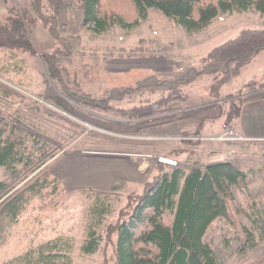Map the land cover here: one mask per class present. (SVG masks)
I'll return each mask as SVG.
<instances>
[{
	"label": "rangeland",
	"instance_id": "rangeland-1",
	"mask_svg": "<svg viewBox=\"0 0 264 264\" xmlns=\"http://www.w3.org/2000/svg\"><path fill=\"white\" fill-rule=\"evenodd\" d=\"M28 3L29 0H0V15L8 14V8L12 9L14 4L23 8ZM124 5L121 12L129 14L128 6ZM243 28L264 29V16L253 9L233 12L215 18L200 31L186 33L161 12L151 9L147 19L130 30L113 26L97 35L82 29L72 60L65 65L61 78L72 91L98 96L106 88L133 86L148 75L166 77L159 71L162 65H171L173 71L185 64L198 66L211 48L236 36ZM25 30L32 53L0 49V82L18 92L15 95L0 88V120L11 123L30 150L34 153L42 148L52 151L54 160L79 151L103 154L80 163L82 170L78 175L84 181L97 177L88 172L92 171L89 169L91 165L99 172L108 169L106 175L111 180L116 178L122 160L116 156L125 152L140 153L136 158L139 170L148 179L158 170V163L169 165L162 161H173L185 170L203 168L215 160L229 162L244 173L243 180L232 186L231 191L236 204L247 209L248 215L258 221V226L252 227L248 215L241 216L243 224L252 230L254 246L250 247L249 242L242 245L240 240H236L224 219L213 222L204 241L222 264H252L257 257L264 255V143L232 144L213 139L223 131L224 115L240 105L247 85L252 82L264 84V51L244 66L230 84L222 86L218 98L210 93V77L200 78L184 88L187 100L182 106L188 112V118L167 124H139L141 120H128L114 110L152 103L159 94L145 93L114 101L111 103L114 109L107 111L76 104L65 97L60 86L51 81L45 71L39 55L51 52L53 48L45 29L37 21L34 27H26ZM45 81L55 87L61 102L53 99L43 101ZM204 116L207 119L199 135L203 140L194 146L196 148L186 147L183 141L171 140L194 132L197 120ZM180 150L185 151L181 153L184 157L177 163L170 156H175ZM59 164L56 165L58 169H64L62 163ZM68 168L66 166L65 170ZM15 176V172L0 167V181L10 182ZM118 182L109 186H116L111 192L90 188L77 191L63 189L50 217H47L49 208L46 211L40 209L49 202L47 191L33 192L27 212L20 220L13 224L0 222V264L59 236L73 239V264H113L111 243L102 240L92 255L81 254L79 248L86 237V225L91 221L89 209L92 206L100 202L108 208L102 225L97 229L103 234L105 227L116 220L127 196L138 193L142 188L138 181ZM114 239L115 236L112 237Z\"/></svg>",
	"mask_w": 264,
	"mask_h": 264
},
{
	"label": "trees",
	"instance_id": "trees-1",
	"mask_svg": "<svg viewBox=\"0 0 264 264\" xmlns=\"http://www.w3.org/2000/svg\"><path fill=\"white\" fill-rule=\"evenodd\" d=\"M124 4L129 14L121 12ZM151 9L161 12L184 32L194 33L209 26L215 18L233 12L253 9L264 16V0H29L23 8L14 4L12 9L8 8V14L0 15V49L32 53L25 29L34 27L38 21L53 46L51 52H42L39 56L48 78L60 86L68 100L107 111L114 109L111 106L114 101L145 93L159 94L152 103L114 110L128 120H141L139 124H167L188 118L182 106L187 100L184 88L200 78L210 77V93L218 98L222 86L230 84L244 66L264 51V29L243 28L236 36L211 48L200 65L185 64L169 77L148 75L133 86L106 88L98 96L67 87L61 73L72 60L82 29L97 35L113 26L130 30L145 21ZM45 85L44 100L39 98L61 102L55 87L46 81ZM0 88L18 94L1 82ZM260 99H264V84L247 85L240 105L224 115L222 130L232 129L231 123L243 103ZM206 119V116L199 118L195 131L184 135L200 137ZM24 142L11 123L0 120V167L16 175L13 181H0V222L8 224L20 220L27 212L31 194L42 190L49 194V202L40 209L49 208L47 217H50L64 189L50 174V168L63 157L54 160L52 151L44 148L34 153ZM184 143L194 147L202 142ZM182 152L185 151L180 150L176 155ZM158 166L138 193L127 196L116 220L105 227L103 234L97 229L108 208L98 202L89 209L91 221L86 225V237L79 248L81 254L96 253L104 240L112 244L113 264H222L204 241L209 227L218 219L225 220L242 245L249 242L250 247L254 246L252 230L241 221V216H247L248 211L236 204L231 191L244 178L241 169L229 162L187 171L176 164L158 163ZM115 188L112 186L107 192ZM253 217L248 215L252 227L258 223ZM73 247L72 238L59 236L28 248L4 264H73ZM252 264H264V255Z\"/></svg>",
	"mask_w": 264,
	"mask_h": 264
},
{
	"label": "crops",
	"instance_id": "crops-1",
	"mask_svg": "<svg viewBox=\"0 0 264 264\" xmlns=\"http://www.w3.org/2000/svg\"><path fill=\"white\" fill-rule=\"evenodd\" d=\"M3 15V14H1ZM159 71L161 74H164L167 76H171L173 73L171 65H162V67H159ZM232 129L239 137L243 139V142L239 143H232V144H259L264 143V99L256 100V101H250L243 103L240 107L239 115L237 118L233 119L232 121ZM182 144V143H181ZM186 147H192V146H186ZM193 149L196 147H192ZM140 153L136 152H125V154H120L116 157L121 158V168L119 170V173H116V178L110 179L108 177L109 170L103 169L104 172H99L97 167L95 168L91 167L88 172H91L92 174L97 175L96 178H93L90 181H84L81 179L78 175V171L81 172L82 168H80V163L85 161V159H89L92 157H99L103 154L97 155L95 152L91 151H85V152H72L69 155L64 156L57 164L53 165L50 169V174L56 178L61 185L63 186L64 190L66 191H77L82 190L84 188H90L95 191L103 192L107 191L114 183H122L123 181L126 182H136L138 181L140 184L143 185L145 181L148 180L147 175L143 176L141 174V171L139 170V162L136 159L139 157ZM184 154H178L175 156H170V158H173L174 161L179 163L180 161H183L182 157ZM212 158H214L212 156ZM222 161L215 160L211 161L208 164L212 163H219ZM59 163H62L61 166L64 167V169H58L59 167L56 165H60ZM208 164H205L208 165ZM76 165H78V168H76ZM56 166V168H54ZM69 167L68 170H65V168ZM184 166H186L184 164ZM185 170V169H184ZM189 169H186L187 171Z\"/></svg>",
	"mask_w": 264,
	"mask_h": 264
},
{
	"label": "built area",
	"instance_id": "built-area-1",
	"mask_svg": "<svg viewBox=\"0 0 264 264\" xmlns=\"http://www.w3.org/2000/svg\"><path fill=\"white\" fill-rule=\"evenodd\" d=\"M214 140H218V141H222V142H231V143H239V142H243V139L241 137H239L233 130L231 129H224L221 134H219L218 136H216L215 138H213ZM172 141L176 140V141H187V140H197V141H202L203 138L201 137H176V138H172ZM161 160V159H160ZM162 162H167L171 165H175V162L173 161H162Z\"/></svg>",
	"mask_w": 264,
	"mask_h": 264
}]
</instances>
